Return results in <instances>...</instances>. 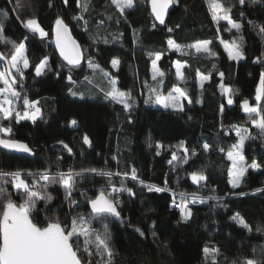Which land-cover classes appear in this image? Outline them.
I'll return each mask as SVG.
<instances>
[{
  "label": "trees",
  "instance_id": "obj_1",
  "mask_svg": "<svg viewBox=\"0 0 264 264\" xmlns=\"http://www.w3.org/2000/svg\"><path fill=\"white\" fill-rule=\"evenodd\" d=\"M221 2L231 8L232 19L243 25L239 31L225 20L213 19L209 0H176L163 28L151 17L149 0H135L123 17L111 0H87V11L81 7L84 0H68L67 4L64 0H21L25 7L19 9L16 0H0V23L8 38L7 43H0V52L10 55L14 45H26L32 66L25 70L23 84L16 90L30 100H39L42 112L35 122L11 121L10 138L28 144L34 157L0 149V170H47L56 175L73 169L81 173L75 177L71 195L60 183L47 187L51 200L36 204L31 214L34 222L43 226L56 217L70 225L74 217H90V200L106 191L115 198L121 213V220L108 217L105 221L111 233L112 264H244L264 260V191H257L264 189V136L252 124L258 115L242 108L245 99L256 105V89L264 73V33L259 31L264 26V0L255 4L246 0L244 5L238 0ZM32 16L46 36L23 26L21 20ZM79 16L84 20L73 18ZM57 18H63L81 46L85 59L79 66H70L60 57L54 34ZM169 39L181 45L210 40L209 48L216 55L187 47L176 51L169 48ZM233 41L243 51L240 60L231 59L225 46ZM157 52L163 53L158 66L165 75L153 80L152 60ZM45 56L49 68L36 76L35 66ZM89 57L99 69L88 66ZM113 59L119 60L117 67L112 66ZM177 60L185 64L184 80L175 75ZM69 73L75 84L67 79ZM202 76L210 78L202 80ZM113 79L117 89L131 92L130 109L105 98ZM222 84L233 90L229 93L232 105L227 103ZM175 87L184 89L192 99L191 104L183 101V111L159 107L153 101L145 103L154 95L152 88L167 95ZM260 104L264 106V100ZM8 124L4 121V126ZM237 127L248 129L255 137L245 141V164L255 161L261 167H249L239 187H233L227 152L239 140ZM85 135L91 146L84 143ZM182 142L189 149L187 163L172 161L174 152L183 157ZM204 143L210 147L204 149ZM93 168L121 175L109 179L88 171ZM133 168L137 180L122 175ZM201 171L207 180L193 182L191 173ZM148 185L181 194L200 193L208 199L190 207L192 216L185 221L170 207V192H150ZM121 186L131 188L134 195L112 192V187ZM7 189L14 202H23L24 197L11 183ZM213 197L222 199L218 202ZM236 213L251 231L232 219ZM92 227L102 229V224L92 219ZM205 248L219 251L206 255ZM81 259L98 264L100 257L81 253Z\"/></svg>",
  "mask_w": 264,
  "mask_h": 264
},
{
  "label": "snow or ice",
  "instance_id": "obj_2",
  "mask_svg": "<svg viewBox=\"0 0 264 264\" xmlns=\"http://www.w3.org/2000/svg\"><path fill=\"white\" fill-rule=\"evenodd\" d=\"M176 0H150L152 12L156 20H159L161 24L164 23L165 15L170 5ZM246 0H238V3L244 5ZM248 2L255 4L258 0H248ZM67 4L68 0H64ZM111 3L116 6L121 16H124L126 9H131L134 6L135 0H111ZM16 5L19 8L25 7L21 3V0H16ZM210 9L213 13V19L219 22L225 20L236 30H240L243 25L236 20H233L230 12V7H225L221 0H209ZM84 11H87V0L81 5ZM222 13V15H218ZM7 15V13H5ZM76 20H84L83 16L73 17ZM111 18V17H109ZM17 19H20L17 16ZM126 19V17H125ZM23 26L27 29H31L33 33H39L41 37L47 35L44 29L40 26L39 21L34 16L21 20ZM87 24V21H84ZM103 23V21H101ZM55 44L59 49L60 55L63 57L67 64L70 66H79L81 61L85 59L84 53L81 50V46L72 38L68 25L64 22L63 18H57L55 21ZM231 29H229L230 31ZM171 32L172 29H169ZM260 33H264V26L259 29ZM8 38L4 35L3 24L0 23V43H7ZM212 43L210 40L198 41L193 45H181L174 40L169 39L167 44L169 48H173L176 51H181L183 48H195L197 53H206L210 56H215L216 53L211 51L209 45ZM228 54L233 60H240L243 58V51L241 47L233 41L230 45L226 43ZM163 53H155V59L152 60V79L156 80L157 76L164 77L165 73L157 67V61L162 57ZM257 57V60H260ZM88 66L90 68L99 69V65H94L92 59H87ZM112 66L117 67L119 64L118 59L112 60ZM31 63L27 54L26 45L20 43L18 46L14 45V50L10 55H5L0 52V147L6 150H14L21 153H31L32 149L28 144L19 140L10 138L12 136L13 128L11 121L14 119L16 123L21 120H31L35 122L41 117V107L39 100H30L26 94L22 91L16 90V84L21 86L24 80L25 70L31 67ZM185 67L184 63L180 60L175 61L176 73L175 75L184 80V73L182 69ZM49 68V59L44 57L35 66V75L41 76L45 70ZM104 75H109L104 73ZM223 77V73L219 74ZM209 76H202V80L209 79ZM70 83L75 84L72 80L71 74L67 76ZM113 87L110 91L105 93V98L115 103L122 104L124 108L130 109L132 104L129 102L132 100L131 92H123L115 87V80L110 81ZM203 85H201L202 87ZM225 93H232L233 90L227 86L221 85ZM72 95H77V92L72 91ZM154 95L149 96L145 103L153 101L156 104L163 106L164 108H172L174 110L183 111V101L187 100V103L191 104L192 99L187 96L184 89L175 87L167 95H162L156 88L150 90ZM256 105H250L247 99L243 100V111L248 114H257L258 119H252L254 124L259 130L260 134L264 136V106L259 102L264 100V73L260 76L259 87L256 89ZM228 103L232 104L233 100L228 99ZM22 104V108H21ZM223 105H221V111ZM4 121H9L8 126H4ZM75 125L76 121H72ZM236 136L239 137L238 143L232 146V150L227 152V157L232 161V166L229 169V176L231 177V184L233 187H239L241 180L248 168H260L261 164L253 161L250 165L245 164V156L243 154V147L245 141L248 139H255L251 137L248 129L239 128L235 129ZM9 137V138H5ZM84 143L91 146V141L85 135L83 137ZM62 143V142H61ZM67 149V145L64 146ZM162 147L161 145L157 146ZM184 149V155L182 158L178 157L174 152L172 155V161L181 159L183 163H187L189 149L184 147L183 142L180 144ZM204 149L210 147L209 144L204 143L202 145ZM224 151L223 148L220 149ZM71 152V149H68ZM193 154L194 151H193ZM170 161V163L172 162ZM92 173H98L106 176L109 179L113 175H121V173H112L111 171H99L97 169H89ZM25 173L20 170L15 172H4L0 170V264H91L90 260H82L81 253L88 257L98 255L100 260L98 264H112L113 250L110 246L111 233L109 231V224L105 221L108 217L120 218L121 213L118 211V206L114 197L101 191L100 194L94 199L90 200L92 216L84 217L77 216L72 218L70 225L62 224L58 218H49L43 226H39L38 222H34V218L31 213L36 204L40 200L50 201L51 196L47 194L46 189L50 184L60 183L65 187V191L71 195L73 185L75 183V177L81 175L79 172H74L73 169H69L67 173L58 172L56 175H50L49 171L43 173H31L27 175L32 177L31 184L24 178ZM125 177L131 176L132 180H137L136 170L133 168L130 172H124L122 174ZM8 177L11 180L7 179ZM193 182L200 183L206 181L207 177L203 172L191 173ZM43 181L44 183H41ZM11 183L17 192L22 195L23 202L17 204L11 199V193L8 192L7 185ZM143 184V181H139ZM148 191L163 192L166 189L148 185ZM22 190V191H21ZM126 191L130 195H134L131 188L121 186L119 189L112 187V192ZM257 191H264V189H258ZM219 202L222 198L213 197ZM185 201L195 203L205 202V198L198 196L197 194H191V196H182V203L180 205L182 219L187 221L192 216V211L187 207ZM72 203H76L72 201ZM92 219H97L102 224V229H96L92 227ZM232 219L238 222L241 226L248 228L251 231L250 226L246 221L236 213ZM137 232L143 235V232L137 228ZM81 237L83 242L81 243ZM95 246L94 250L92 246ZM218 253V249L205 248L204 252L207 255L209 252ZM244 264H264V260H247Z\"/></svg>",
  "mask_w": 264,
  "mask_h": 264
},
{
  "label": "built area",
  "instance_id": "obj_3",
  "mask_svg": "<svg viewBox=\"0 0 264 264\" xmlns=\"http://www.w3.org/2000/svg\"><path fill=\"white\" fill-rule=\"evenodd\" d=\"M25 173L24 175V178L26 180H28V182L31 184L32 182V177L28 176L27 173L28 172H23ZM31 173H34V172H31ZM67 173V172H66ZM50 174V173H49ZM52 175V174H50ZM41 183H44L43 181H41ZM162 188V187H160ZM168 192H170V194L172 195V201L170 203V207L174 210H176L177 212H179L181 215V208H180V205L182 203V196H191L192 193H186V194H181V193H178V192H175V191H170L169 189H166ZM198 196L200 197H203L205 199H208L207 197H205V195L203 194H200V193H197ZM187 203V207L190 208V207H198L200 206L202 203H200L199 201L195 202V203H191L190 201H185ZM32 214V213H31Z\"/></svg>",
  "mask_w": 264,
  "mask_h": 264
},
{
  "label": "water",
  "instance_id": "obj_4",
  "mask_svg": "<svg viewBox=\"0 0 264 264\" xmlns=\"http://www.w3.org/2000/svg\"><path fill=\"white\" fill-rule=\"evenodd\" d=\"M149 9H150V14H151V17L153 18V20H154V22L156 23V25L159 27V28H163L165 25H166V23H167V20H168V17H169V14H170V12L173 10V8H174V3L172 4V5H170L169 6V8H168V10H167V14L165 15V18H164V23L163 24H161L160 23V21L159 20H156L155 19V16H154V14H153V12H152V8H151V3H150V0H149ZM71 33V32H70ZM54 34H55V32H54ZM71 36H72V34H71ZM56 38V37H55ZM72 38H73V36H72ZM74 39V38H73ZM75 40V39H74ZM57 47V46H56ZM58 49V48H57ZM58 52H59V49H58ZM60 54V53H59ZM60 57L63 59V57L60 55ZM64 60V59H63ZM65 61V60H64ZM66 63H67V61H65ZM16 88H18L19 87V83H17L16 84V86H15ZM24 143V142H23ZM0 149L1 150H5V151H8V152H11V153H14V154H17V155H22V156H27V157H30V158H33L34 157V153L33 152H31V153H21V152H17V151H14V150H6V149H3L2 147H0ZM90 212H91V214H92V210H91V205H90ZM93 215V214H92ZM112 218H115V217H112ZM115 219H117V220H121V216H120V218H115Z\"/></svg>",
  "mask_w": 264,
  "mask_h": 264
},
{
  "label": "rangeland",
  "instance_id": "obj_5",
  "mask_svg": "<svg viewBox=\"0 0 264 264\" xmlns=\"http://www.w3.org/2000/svg\"><path fill=\"white\" fill-rule=\"evenodd\" d=\"M126 10H127V9H126ZM38 34H39V33H38ZM158 62H159V61H157V67L159 68V66H158ZM152 73H153V69H152ZM113 80H115V79H113ZM115 81H116V80H115ZM2 86H3V85H0V87H2ZM115 87H116V84H115ZM226 95H227V103H228V99L230 98V97H229V93H226ZM259 103H260V102H259ZM228 105H232V104H229V103H228ZM158 106H159V107H163V106H161V105H159V104H158ZM245 113H246V112H245ZM237 143H238V142H237ZM230 161H231V160H230ZM231 163H232V161H231ZM231 166H232V165H231ZM256 169H257V168H256ZM230 181H231V177H230Z\"/></svg>",
  "mask_w": 264,
  "mask_h": 264
}]
</instances>
